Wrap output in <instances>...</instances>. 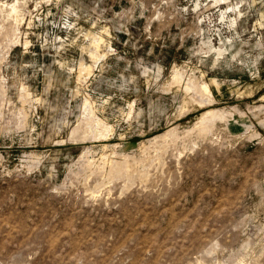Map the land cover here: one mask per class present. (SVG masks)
Returning a JSON list of instances; mask_svg holds the SVG:
<instances>
[{"label":"rangeland","instance_id":"1","mask_svg":"<svg viewBox=\"0 0 264 264\" xmlns=\"http://www.w3.org/2000/svg\"><path fill=\"white\" fill-rule=\"evenodd\" d=\"M14 1L0 264H264V0Z\"/></svg>","mask_w":264,"mask_h":264},{"label":"bare ground","instance_id":"2","mask_svg":"<svg viewBox=\"0 0 264 264\" xmlns=\"http://www.w3.org/2000/svg\"><path fill=\"white\" fill-rule=\"evenodd\" d=\"M19 1L20 0H15L14 2H12L11 4H9L8 5V9H7V16L9 17V18H13L14 20H15V22H17V20L19 19L18 18V16H19V12H20V9L19 8H21V7H19ZM24 1V0H23ZM25 4V3H24ZM233 9V8H232ZM21 13V12H20ZM226 13V11H223L222 12V15H224ZM21 16V15H20ZM19 16V17H20ZM31 20V19H30ZM21 21V20H20ZM19 24V23H18ZM17 27V26H16ZM15 36V35H14ZM92 36V35H91ZM99 40H100V38H99ZM15 41V40H14ZM95 41V40H94ZM101 41H102V39H101ZM96 43H97V40H96ZM100 48V47H99ZM97 50V49H96ZM224 52H225V49H220V48H218V49H216V54H217V56L218 57H220V56H222L223 54H224ZM91 53V52H90ZM101 58V57H100ZM95 60H97V59H95ZM79 67V66H78ZM84 68V67H83ZM79 69V68H78ZM87 69H88V67H87ZM86 69V70H87ZM89 70V69H88ZM87 70V72H89ZM79 71V70H78ZM85 72V71H84ZM91 72V71H90ZM91 74V73H90ZM88 75V74H87ZM86 77V76H85ZM175 78H178V75H175L174 76ZM84 80V79H83ZM78 81V80H77ZM212 82H214V81H212ZM187 88L189 89V86H187ZM200 89H201V91L203 92V93H206V94H210V89H209V86H208V84L207 83H202L201 84V86H200ZM24 95H26V92H25V94ZM87 100V99H86ZM88 101V100H87ZM84 104V103H83ZM90 107V106H89ZM210 110V109H209ZM206 112V111H205ZM86 113V112H85ZM89 114V113H88ZM206 114H212L211 112H207ZM204 115V114H203ZM220 115V114H219ZM88 116V115H87ZM216 116V115H215ZM221 116H222V114H221ZM84 117H85V115H84ZM205 117H207V116H205ZM211 118V117H210ZM96 119V118H95ZM206 119V118H205ZM208 119V118H207ZM81 120V119H80ZM100 120V119H99ZM201 120H203V118L201 119ZM98 123V122H97ZM202 124V123H201ZM204 125V124H203ZM197 126V125H196ZM110 127V126H109ZM108 127V128H109ZM91 128H89V130H90ZM92 130V129H91ZM93 131H95V130H93ZM71 135V134H70ZM176 135V134H175ZM93 136V135H92ZM170 137V136H169ZM164 140V139H163ZM154 143V142H153Z\"/></svg>","mask_w":264,"mask_h":264}]
</instances>
